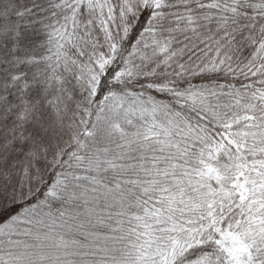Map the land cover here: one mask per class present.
I'll use <instances>...</instances> for the list:
<instances>
[{"label":"snow or ice","instance_id":"obj_1","mask_svg":"<svg viewBox=\"0 0 264 264\" xmlns=\"http://www.w3.org/2000/svg\"><path fill=\"white\" fill-rule=\"evenodd\" d=\"M0 264H264V0H0Z\"/></svg>","mask_w":264,"mask_h":264}]
</instances>
